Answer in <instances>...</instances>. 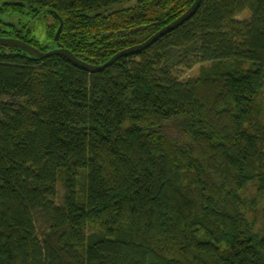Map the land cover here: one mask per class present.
<instances>
[{
  "label": "trees",
  "instance_id": "1",
  "mask_svg": "<svg viewBox=\"0 0 264 264\" xmlns=\"http://www.w3.org/2000/svg\"><path fill=\"white\" fill-rule=\"evenodd\" d=\"M125 1L0 0L52 17L50 49L0 37L99 65L194 2ZM0 264H264V0H201L96 72L0 45Z\"/></svg>",
  "mask_w": 264,
  "mask_h": 264
},
{
  "label": "water",
  "instance_id": "2",
  "mask_svg": "<svg viewBox=\"0 0 264 264\" xmlns=\"http://www.w3.org/2000/svg\"><path fill=\"white\" fill-rule=\"evenodd\" d=\"M200 2H201V0H194L193 4L185 12H183L179 17H177L175 20H173L170 23L163 26L161 29L156 31L151 36H149L146 40H144L141 43L132 45L130 47H127L125 49L118 51L110 59H108L105 63L99 64V65L91 64V63H88L86 61H83V60L77 58L70 50L62 47L58 43H57L56 48L51 49V50H47V51H42V50H39L38 48L20 40V39L13 38V37H0V45L6 46V47H13V48L21 49V50L27 52L28 54H30L34 57H37V58H45V57H49L52 55H60V56L65 57L66 59L70 60L75 65H77V66L81 67L82 69L87 70L89 72L101 71L106 66L110 65L111 63H113L114 61H116L118 58H120L122 56H127L130 54L138 53V52L145 50L149 45H151L153 42H155L159 37L163 36L167 32H169V31L175 29L176 27H178L179 25H181L185 20L189 19L194 14V12L196 11ZM45 11L53 13L52 11H49V10H45ZM59 22H60L59 27L56 30V33L54 36L55 41H57L58 36H59L61 29H62V25H63L61 19H59Z\"/></svg>",
  "mask_w": 264,
  "mask_h": 264
},
{
  "label": "rangeland",
  "instance_id": "3",
  "mask_svg": "<svg viewBox=\"0 0 264 264\" xmlns=\"http://www.w3.org/2000/svg\"><path fill=\"white\" fill-rule=\"evenodd\" d=\"M134 4V0L125 1L121 5L128 7ZM246 13L242 14L244 17ZM52 17L46 15L44 17H36L33 18L30 14H27L25 11H12V10H0V22L2 24L13 25L17 30H23L24 34H29V36L35 37L40 44L49 45V42L46 41V30L47 24L51 23ZM0 23V25H2ZM10 27V26H9ZM50 49V45L49 48ZM206 65V64H203ZM201 65H195L191 69H185L180 67L179 72L181 75V79H189L197 76L199 72V68ZM59 196L62 194V189L58 186Z\"/></svg>",
  "mask_w": 264,
  "mask_h": 264
}]
</instances>
